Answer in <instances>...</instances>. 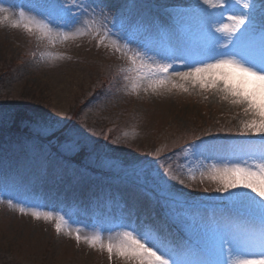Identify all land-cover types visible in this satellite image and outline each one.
Returning <instances> with one entry per match:
<instances>
[{
  "label": "rangeland",
  "instance_id": "rangeland-1",
  "mask_svg": "<svg viewBox=\"0 0 264 264\" xmlns=\"http://www.w3.org/2000/svg\"><path fill=\"white\" fill-rule=\"evenodd\" d=\"M142 1L159 8L178 5L180 8L171 13L181 20L185 36H177L175 32V38L169 40L166 25L153 32L141 30V20L146 15L136 12V4L129 12L123 11L127 0H58L60 7L77 13L78 19L72 24L58 18L50 20L51 2L47 0H0V7L7 8L12 19H19V11L25 12L20 27L0 25V67L11 64V60H20L12 74L5 75L0 83V127L8 128L12 124L8 116L16 110L20 113L25 106L29 115L21 112L20 116L29 125L27 132L33 135L13 136L10 138L13 142L0 143V264H136L128 257L118 256L115 250L109 259L102 246L109 241L118 242L122 231L109 227L113 198L122 201V225L159 230L166 243L183 248L190 259L206 261L198 254L200 250H207L211 257L220 255L221 237L229 227L244 224L243 214L213 211L210 215L211 208L197 211L188 204L227 201L244 211L239 201L228 198L229 192L215 191L222 186L212 178L210 170L233 163L253 165V150L260 145L254 143L253 147H239L235 151L232 144L219 142L215 143L219 151L203 156H193L181 149L198 135L241 136L239 130L252 115L223 98L219 89L224 85L219 81L218 86L201 89L172 77L163 88L153 91L149 81L137 79L135 69L141 61L134 65L128 58L144 49H138L136 44L125 47L127 31L155 47V52L148 54L151 59L145 58L144 64L154 66L167 56L165 62L178 66L181 61L171 59L176 54V40L188 51H202L214 43L211 31L221 43H226L227 33L214 31L219 25L206 27L204 23L219 19L222 0H208L207 4L201 0ZM246 2L249 0H241L238 10L247 11L243 8ZM250 2L255 5L252 15L257 20L258 34L264 0ZM205 11L213 15L206 16ZM29 17L47 23L48 28L38 30ZM115 22L121 28L116 29ZM224 23L230 27L232 22ZM24 24H29L32 30L27 31ZM202 57L205 56L198 58ZM206 62L214 61L209 58ZM234 83L238 85L239 81ZM180 85L188 91H183ZM32 107L36 109L30 114ZM42 116L78 130L94 142L91 152L85 150L82 157L79 156L82 152L68 157L62 154L59 144H46L47 137L38 130ZM48 146L66 158V166L60 163L57 154L53 156ZM8 148L27 153L28 158L18 170L14 166L16 160L4 156ZM74 159L79 164L75 165ZM84 163L89 168H83ZM134 167L139 171L132 174L133 179L144 181L147 185L142 184L153 194L117 186L113 188L115 196H111L110 175ZM154 178L157 183L166 182L184 194L175 201L168 198L162 206L163 214L156 203L161 191ZM20 208L27 214L20 212ZM32 211H40L41 218H34ZM44 213H51L53 218L45 220ZM57 216L65 221L59 234L55 229ZM169 218L173 227H169ZM77 232L81 237L99 233L101 242L95 247L84 239L77 242L74 238ZM258 253V249L248 251L231 259L238 264L242 259L259 258Z\"/></svg>",
  "mask_w": 264,
  "mask_h": 264
},
{
  "label": "snow or ice",
  "instance_id": "snow-or-ice-1",
  "mask_svg": "<svg viewBox=\"0 0 264 264\" xmlns=\"http://www.w3.org/2000/svg\"><path fill=\"white\" fill-rule=\"evenodd\" d=\"M240 2L241 0H222L219 5V19H208L204 22L206 27L212 24L219 25L214 31L215 33L226 32V43H221L219 37L213 35L211 31L209 35L214 43L202 51H188L182 42L176 40V54L171 59H179L181 64L178 66H174L171 62H165L169 59L167 56L154 66L144 64L145 58L151 59L148 54L155 52V47H150L148 43L142 42L143 38L138 40L127 31H125L127 41L125 47L130 48V45L136 44L138 49H144V51L133 52V55L128 58L134 65L138 60L141 61L140 66L135 69L138 73L137 79L149 81V87L153 91L163 88L172 77L185 81L193 87L198 85L201 89L218 86L217 82L219 81L224 85L219 89L224 93L223 98L229 100L233 105L242 106L246 114L252 115L253 118L243 124L238 134L241 136L252 134L261 137L259 149L253 150L255 163L253 165H249L247 162L243 165L233 163L231 166L222 168L213 166L210 170L212 178L222 186L216 188L215 191L229 192V199L242 204L244 224L238 228L229 227L225 235L221 237V258L210 262L187 258L185 250L171 247L159 234V230H143L130 225H122L118 242L109 241L107 245H102L106 248L109 259L115 250L118 256L128 257L136 264H237L232 261L233 256L242 255L248 251L254 252L258 249L259 258L242 259L238 264H264V15L261 16L257 34V20L252 15L255 5L249 0L243 4V8L247 11H241L237 8ZM201 3L207 4L208 0H201ZM49 7L52 9L48 13L50 20L58 18L66 24H72L78 19L77 13L60 7L58 0H51ZM261 9L264 11V3L261 4ZM53 12L56 13V16H53ZM17 15L19 19H12L9 10L0 7V25L9 23L12 28L20 27L25 19V12L21 10ZM204 15L211 17L213 14L205 11ZM28 19L30 23L35 24L38 30L48 28L47 23L37 22L32 17ZM225 20L232 22L230 27L224 23ZM129 23L131 24L132 21L130 20ZM24 27L27 31L32 30L29 24H24ZM165 35L169 40H172L176 33L169 26ZM216 44H219L220 47H216ZM200 56L209 57L214 62L201 61L198 59ZM185 67L187 70H184ZM235 81H239V84L236 85ZM230 82H233L232 86H230ZM136 86L134 83L133 91ZM172 87H176V85L172 84ZM180 87L183 91H188L187 87L183 85ZM256 116H259L260 119H255ZM38 130L45 137L51 138L50 142L59 144L62 154L68 157L76 156L85 150L90 153L94 143L71 126L46 116L40 118ZM181 151L193 156H203L206 153L219 151V146L211 140L196 137L193 141L188 142ZM153 182L165 197L173 201L184 195L168 186L166 182L157 183V178H154ZM181 183L183 182L181 181ZM9 204L11 206V201ZM19 211L27 214L24 208H20ZM31 215L39 219L42 214L40 211H32ZM43 218L49 220L53 216L51 213H44ZM56 219L55 229L59 234L65 221L62 216H57ZM74 238L77 242L84 239L90 247L97 246L102 239L99 233L90 237H81L79 232L75 234Z\"/></svg>",
  "mask_w": 264,
  "mask_h": 264
},
{
  "label": "trees",
  "instance_id": "trees-1",
  "mask_svg": "<svg viewBox=\"0 0 264 264\" xmlns=\"http://www.w3.org/2000/svg\"><path fill=\"white\" fill-rule=\"evenodd\" d=\"M9 62H11V64H6V65L0 67V83L3 82V80H4L3 77L5 75H11L12 74L11 72L13 71V68H16L15 63L20 62V60L15 59V60H11ZM26 106L29 108V105H26ZM24 109H25V106L23 107V109H21L22 110L21 112H23V114H25V115H29V114H27L28 111H25ZM34 109H36V108L32 107L29 110V113L31 114L32 113L31 111ZM21 112L17 113V110H16V113H13L10 116H8L9 118H11V121H12V124L8 128H1L0 127V143L7 142V141L12 142L13 140H11L10 138L13 136H25V137L33 136L32 134H30V132H27L29 125L24 124V122L22 121L21 116H20V114H22ZM27 117L29 118V116H27ZM47 139H50V138L47 137ZM83 154L84 153L82 152L79 156L82 157ZM74 160H76V159H74Z\"/></svg>",
  "mask_w": 264,
  "mask_h": 264
}]
</instances>
